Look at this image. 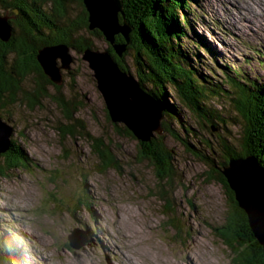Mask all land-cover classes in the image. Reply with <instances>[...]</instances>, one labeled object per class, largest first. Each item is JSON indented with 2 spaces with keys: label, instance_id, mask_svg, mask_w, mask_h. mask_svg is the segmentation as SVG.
Listing matches in <instances>:
<instances>
[{
  "label": "rangeland",
  "instance_id": "rangeland-1",
  "mask_svg": "<svg viewBox=\"0 0 264 264\" xmlns=\"http://www.w3.org/2000/svg\"><path fill=\"white\" fill-rule=\"evenodd\" d=\"M12 1L0 0V18L4 19L6 14L9 19H18V13L6 9L8 4L5 2ZM196 5L200 11L197 14L208 24H220L216 30L217 37L222 39L215 40V44L222 52H229L232 60H239L238 66L249 70L252 58L247 45L252 44L254 52L255 48L264 51V16L260 15H264V0H199ZM193 9L197 10L194 6ZM216 10L228 13L229 18L218 17ZM154 13L159 19L167 18L166 14H169L162 9ZM7 20L4 24L9 26L1 28L6 36L10 29ZM168 20L173 21L174 17L169 15ZM251 21L256 24L251 25ZM161 25L163 29L168 28L166 22L163 25V20ZM231 25H235L239 39L232 38L224 29ZM200 28L196 26V29ZM132 31L133 28L129 32V43L122 34L124 43H128L125 51L131 44ZM194 34L191 30L188 37ZM82 35L89 36L88 30L82 28L80 32H74L72 38L78 44ZM105 37L97 39L90 35L97 42L99 51L110 50L111 43ZM223 44L233 49L229 51ZM66 47V53L70 55L68 67H64L62 56L57 57L67 79L65 86L69 87V81L73 79L81 95H86L84 105L75 113L84 120L90 135H104L114 143L121 167L100 168L86 136L63 135L57 130L58 122L67 123V120L52 97H42L34 108L17 99L4 121L11 127L10 137L28 157L20 159L23 164L17 163L8 176L0 178V241L7 245L4 250L9 254L8 261L13 264H233L234 252L216 230L227 216L226 194L219 181L209 176V167L184 147L180 148L181 156L188 160L189 166L185 169V183L180 181L178 186L175 183L178 190L169 193L176 195V201H173L172 213L168 212L153 167L148 160L135 157L138 139L119 133L106 115L104 97L85 56L87 50L94 49L86 47L78 52L75 50L78 47L73 49L74 46L69 44ZM61 52L65 54L64 49ZM132 53L130 49L126 56L129 67ZM110 54L113 55L111 51ZM252 54L257 74H250L264 76V67L257 62L258 55ZM114 60L119 64L115 57ZM126 67L124 71L131 74ZM72 69H77L79 75L70 73ZM27 86L33 85L28 82ZM215 102L217 98L209 99L208 110L218 112L225 120L229 115L236 116L231 107L225 108ZM166 111L164 107L165 115ZM188 111L194 119L195 114ZM179 118L190 121L182 110ZM221 126L212 125L209 129L216 131ZM237 126L239 129L235 131L239 133V124ZM204 128H208L206 121ZM224 137L230 135L224 133ZM228 159L231 161L233 157ZM190 173L198 181L192 179ZM79 193L83 194V200H91V208L86 201L83 205L76 201ZM173 214L179 227L169 222ZM92 234L97 235L93 237Z\"/></svg>",
  "mask_w": 264,
  "mask_h": 264
},
{
  "label": "trees",
  "instance_id": "trees-1",
  "mask_svg": "<svg viewBox=\"0 0 264 264\" xmlns=\"http://www.w3.org/2000/svg\"><path fill=\"white\" fill-rule=\"evenodd\" d=\"M28 1L5 2L8 4L6 9L18 13V19H9L5 14L10 23V34L6 36L0 31V117L6 120V115L10 116L9 109L17 99H22L29 107L34 108L42 97H52L67 120V123L58 122L57 130L63 135L86 136L100 168H120L114 143L104 135H90V129L86 128L84 120L75 113L84 105L86 95H81V90L73 84V79L69 81V87L65 86V76L61 82H55L38 58L40 48L45 45L65 43L74 46L73 49L78 47L75 49L78 52L86 47L99 49L90 35L97 39L104 38L103 31L100 28H90L89 11L84 0ZM197 1L199 0H123L124 13H120L119 18L133 26L130 33L131 44L121 57L111 44L109 49L119 61L120 67L124 70L127 66L126 69L136 75L143 88L149 89V93H155L154 96L159 97L165 111L167 110L163 121L164 134H156L147 142L138 140L139 148L135 157L150 162L159 180L161 197L166 200L170 213L173 211L176 195L169 193L173 194L178 190L175 183L177 186L181 185L180 181L185 183V169L189 166L188 160L181 156L180 148L184 147L202 160L209 167V176L219 181L225 190L227 216L216 230L232 248L233 264H264V246L255 237L245 210L239 207L234 191L222 173V168L229 163L228 157L239 158L246 155L257 157L258 167L264 170V86L257 84V78L250 71L237 65L239 60H232L229 52H222L215 44L218 38L216 29L220 24H208L204 17L198 15V11L193 9V4ZM162 2L165 5L161 6ZM161 9L169 12L166 14L167 18L156 17L154 12H160ZM169 15L174 17L173 21L168 20ZM162 20L163 25L166 22L167 29L161 27ZM196 26L202 27L199 30ZM82 28L88 30L89 36L82 35L77 44L72 34L80 32ZM224 29L230 33L228 27ZM191 30L195 34L188 37ZM200 31L203 33H199ZM116 42L124 43V36L116 35ZM224 47L229 51L233 49L228 45ZM251 48L254 46L248 44L247 49ZM130 49L133 53L129 67L126 56ZM255 49L254 54L260 56V64L264 67V52L260 48ZM70 73L79 75L77 69L70 70ZM28 82L33 86L26 88L25 84ZM149 85L154 87L153 91ZM211 97L217 98L216 105L231 107L236 116L229 115L225 120L218 112L210 108L208 110ZM188 109L195 114L194 119H191ZM181 110L190 121L177 119ZM105 112L111 120L106 107ZM204 121L208 128H204ZM237 124L240 127L239 133L235 131L239 129ZM212 125L221 127L214 131L209 129ZM113 126L128 138H136L122 123H113ZM224 133H228L230 137L223 138ZM10 139V147L0 156V178L8 176L17 163L23 164L20 159L28 157L25 150L13 138ZM23 152L26 155L23 156ZM189 176L198 181L193 174L190 173ZM76 201L80 205L87 202L92 207L91 200H83L82 193L77 195ZM72 211L76 216L75 210ZM169 222L179 227L180 223L174 214ZM3 242L0 241L3 246L0 245V264H13L8 261L9 254L4 250L7 245Z\"/></svg>",
  "mask_w": 264,
  "mask_h": 264
},
{
  "label": "water",
  "instance_id": "water-1",
  "mask_svg": "<svg viewBox=\"0 0 264 264\" xmlns=\"http://www.w3.org/2000/svg\"><path fill=\"white\" fill-rule=\"evenodd\" d=\"M89 11L90 28H100L121 57L130 42L129 32L133 28L127 21H120L123 0H84ZM124 13V12H123ZM6 18V19H5ZM0 18V31L9 26L7 16ZM2 28V29H1ZM123 34L128 43H117L116 35ZM10 34V29L8 33ZM67 44L46 45L40 48L38 58L46 73L55 82H61L62 65L58 56L63 57L64 67H68L70 55ZM64 49L65 54H61ZM61 54V55H60ZM86 58L94 70L97 86L101 91L108 114L113 123H122L140 141H150L156 134H164V107L159 100L147 92L132 74L127 73L107 52L87 50ZM0 117V153L11 145V127ZM3 129V131H2ZM222 173L234 191L239 207L245 210L255 237L264 246V170L258 167L257 157L246 155L233 158L222 168ZM74 246V245H73ZM75 245V247H77Z\"/></svg>",
  "mask_w": 264,
  "mask_h": 264
},
{
  "label": "clouds",
  "instance_id": "clouds-1",
  "mask_svg": "<svg viewBox=\"0 0 264 264\" xmlns=\"http://www.w3.org/2000/svg\"><path fill=\"white\" fill-rule=\"evenodd\" d=\"M46 46V45H45Z\"/></svg>",
  "mask_w": 264,
  "mask_h": 264
}]
</instances>
